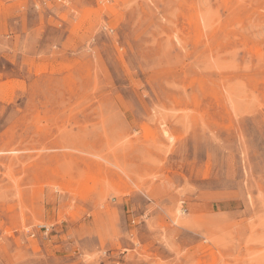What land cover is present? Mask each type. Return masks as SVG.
I'll list each match as a JSON object with an SVG mask.
<instances>
[{
	"label": "rangeland",
	"instance_id": "rangeland-1",
	"mask_svg": "<svg viewBox=\"0 0 264 264\" xmlns=\"http://www.w3.org/2000/svg\"><path fill=\"white\" fill-rule=\"evenodd\" d=\"M0 264H264V0H0Z\"/></svg>",
	"mask_w": 264,
	"mask_h": 264
}]
</instances>
